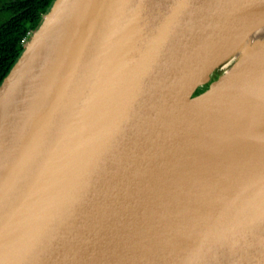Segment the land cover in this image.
Masks as SVG:
<instances>
[{"label":"water","instance_id":"obj_1","mask_svg":"<svg viewBox=\"0 0 264 264\" xmlns=\"http://www.w3.org/2000/svg\"><path fill=\"white\" fill-rule=\"evenodd\" d=\"M83 1H53L0 84L1 129L52 65L0 165V264H264V198L185 251L156 240L191 239L164 211L220 214L214 196L237 198L174 156L222 92L262 72L264 56L237 46L264 0H90L53 53ZM231 172L228 189L242 173Z\"/></svg>","mask_w":264,"mask_h":264},{"label":"bare ground","instance_id":"obj_2","mask_svg":"<svg viewBox=\"0 0 264 264\" xmlns=\"http://www.w3.org/2000/svg\"><path fill=\"white\" fill-rule=\"evenodd\" d=\"M89 1L84 0L72 13L63 31L55 38L53 53L58 54L71 41ZM237 47L242 49L247 57H257L260 54L261 57L264 56L263 2L258 5L250 21L244 25ZM51 68L52 65L48 61L41 65L18 105V111L1 127L0 165L14 145ZM262 69L261 73L241 79L222 92L216 101V107L199 115L195 129L185 141L184 148L187 153H177L174 156L176 161L189 160L212 172L217 179H207L220 185L219 191L234 193L236 200L224 201L217 195L214 196L212 199L219 200L222 204L223 212L220 214L207 204H204V214L179 204L174 209L164 211L165 218L181 224L191 238L181 236L176 229L166 233L160 232L156 240L166 249L172 252L187 250L201 239L205 230L214 228L219 219L228 220L244 214L264 198V62ZM239 170L242 171L240 183L228 189L227 184L230 185L231 177L227 178L226 175H233L231 171ZM213 191L205 189L207 196H213ZM191 196L195 200L203 199L198 194L192 193Z\"/></svg>","mask_w":264,"mask_h":264},{"label":"trees","instance_id":"obj_3","mask_svg":"<svg viewBox=\"0 0 264 264\" xmlns=\"http://www.w3.org/2000/svg\"><path fill=\"white\" fill-rule=\"evenodd\" d=\"M54 0H8L0 7V84Z\"/></svg>","mask_w":264,"mask_h":264},{"label":"rangeland","instance_id":"obj_4","mask_svg":"<svg viewBox=\"0 0 264 264\" xmlns=\"http://www.w3.org/2000/svg\"><path fill=\"white\" fill-rule=\"evenodd\" d=\"M7 1L8 0H0V7H2V5ZM3 17H6V15L4 16L3 14H0V22L2 21Z\"/></svg>","mask_w":264,"mask_h":264}]
</instances>
